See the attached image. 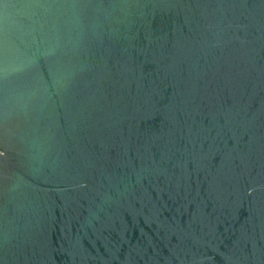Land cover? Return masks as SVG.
<instances>
[{"label":"water","instance_id":"water-1","mask_svg":"<svg viewBox=\"0 0 264 264\" xmlns=\"http://www.w3.org/2000/svg\"><path fill=\"white\" fill-rule=\"evenodd\" d=\"M0 264H264V0H0Z\"/></svg>","mask_w":264,"mask_h":264}]
</instances>
